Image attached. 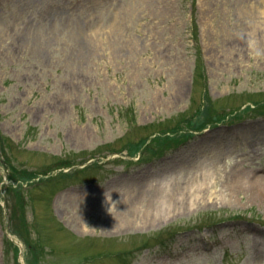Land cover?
<instances>
[{"label": "rangeland", "instance_id": "374dc122", "mask_svg": "<svg viewBox=\"0 0 264 264\" xmlns=\"http://www.w3.org/2000/svg\"><path fill=\"white\" fill-rule=\"evenodd\" d=\"M204 161L205 201L104 227L101 194ZM257 176L264 0H0V264H264Z\"/></svg>", "mask_w": 264, "mask_h": 264}, {"label": "bare ground", "instance_id": "6f19581e", "mask_svg": "<svg viewBox=\"0 0 264 264\" xmlns=\"http://www.w3.org/2000/svg\"><path fill=\"white\" fill-rule=\"evenodd\" d=\"M34 37L27 35L13 43L22 48L27 45L35 46ZM230 46H235L230 41ZM208 162H201L183 175H171L160 182L150 185L133 186L128 192L120 196L112 189L101 194L102 207L105 213L104 227L111 232L123 230H141L156 224L165 223L182 210H189L199 200H204L213 193L215 188V175L208 169ZM264 182V176H257L254 181H248V190L255 184ZM242 182L234 178L233 184ZM237 186V187H238ZM127 189V188H126ZM215 193V192H214ZM256 194H258L256 192ZM252 196L254 192H251ZM90 229L87 221L82 220L75 230L86 233Z\"/></svg>", "mask_w": 264, "mask_h": 264}]
</instances>
